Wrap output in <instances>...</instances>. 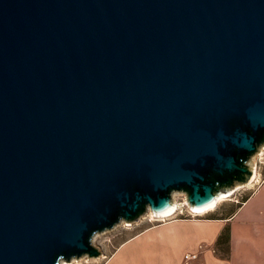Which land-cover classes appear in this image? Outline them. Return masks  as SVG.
Returning a JSON list of instances; mask_svg holds the SVG:
<instances>
[{
    "label": "water",
    "instance_id": "95a60500",
    "mask_svg": "<svg viewBox=\"0 0 264 264\" xmlns=\"http://www.w3.org/2000/svg\"><path fill=\"white\" fill-rule=\"evenodd\" d=\"M264 147V0H0V264L203 211Z\"/></svg>",
    "mask_w": 264,
    "mask_h": 264
},
{
    "label": "crops",
    "instance_id": "0c3cea01",
    "mask_svg": "<svg viewBox=\"0 0 264 264\" xmlns=\"http://www.w3.org/2000/svg\"><path fill=\"white\" fill-rule=\"evenodd\" d=\"M224 231L227 258L215 252ZM186 254L198 260L186 262ZM104 264H264V180L232 216L166 219L123 242Z\"/></svg>",
    "mask_w": 264,
    "mask_h": 264
},
{
    "label": "rangeland",
    "instance_id": "374dc122",
    "mask_svg": "<svg viewBox=\"0 0 264 264\" xmlns=\"http://www.w3.org/2000/svg\"><path fill=\"white\" fill-rule=\"evenodd\" d=\"M261 149V150H260ZM250 162V169L255 170L256 179L250 185L236 187L232 194L218 202L212 209L200 213L204 218H228L232 212L241 204L244 197L250 196L254 190L264 180V147H261ZM175 202L174 212L167 216L155 217L150 213L145 214L139 221L131 225L119 224L112 231L96 234L93 239V247L97 249L101 256L95 259L71 260L69 264H104V262L114 253V251L126 240L138 234L149 226L156 225L161 218L164 220L171 218H181V215H187L188 209L185 204V195L183 193L172 196V202Z\"/></svg>",
    "mask_w": 264,
    "mask_h": 264
},
{
    "label": "trees",
    "instance_id": "16d2710c",
    "mask_svg": "<svg viewBox=\"0 0 264 264\" xmlns=\"http://www.w3.org/2000/svg\"><path fill=\"white\" fill-rule=\"evenodd\" d=\"M248 197H249V196L244 197V198L242 199L241 204L244 203V202L248 199ZM241 204L236 208V210L241 206ZM236 210H234V211L232 212V214L235 213ZM181 218H182V219H185L183 216H181ZM207 219H218V218H207ZM220 219H224V218H220ZM215 252H216V254H218L220 257H222V258H227V256H228V234H227V231H224V233H222V234L219 236V238H218V240H217V242H216Z\"/></svg>",
    "mask_w": 264,
    "mask_h": 264
},
{
    "label": "bare ground",
    "instance_id": "6f19581e",
    "mask_svg": "<svg viewBox=\"0 0 264 264\" xmlns=\"http://www.w3.org/2000/svg\"><path fill=\"white\" fill-rule=\"evenodd\" d=\"M259 149H260V148H259ZM260 150H261V149H260ZM250 170H251V172H252V176H251V178H250L248 184H246V185H250V184L253 183V182L255 181V179H256V172H255V170H252V169H250ZM232 192H233V190H232L230 193L225 194V195H224V196H223L218 202L222 201L224 198L229 197V196L232 194ZM218 202L212 204L209 208H207V209H205V210H203V211H201V210L197 211V213H202V212H205V211H208V210L212 209L214 206H216V204H217ZM175 208H176V204H175V202L173 201V202H172V210H171V212H170V213H167V214H165V215L159 216V217H167V216H170V215L174 212Z\"/></svg>",
    "mask_w": 264,
    "mask_h": 264
},
{
    "label": "built area",
    "instance_id": "2783aa9c",
    "mask_svg": "<svg viewBox=\"0 0 264 264\" xmlns=\"http://www.w3.org/2000/svg\"><path fill=\"white\" fill-rule=\"evenodd\" d=\"M187 209H188L187 215L186 216L185 215H181L185 219H193V218L200 217V213H197L196 211H193V210L189 209L188 207H187ZM163 218H167V217H163ZM163 218H161L159 220V222L164 221ZM183 260L186 261V262L196 261V260H198V255L197 254H186L183 257Z\"/></svg>",
    "mask_w": 264,
    "mask_h": 264
}]
</instances>
